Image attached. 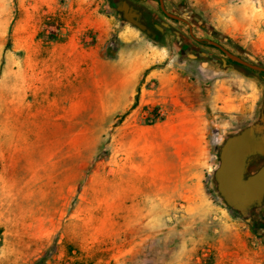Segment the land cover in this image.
<instances>
[{
    "label": "rangeland",
    "instance_id": "rangeland-1",
    "mask_svg": "<svg viewBox=\"0 0 264 264\" xmlns=\"http://www.w3.org/2000/svg\"><path fill=\"white\" fill-rule=\"evenodd\" d=\"M260 69L264 0H0V264H264L215 181Z\"/></svg>",
    "mask_w": 264,
    "mask_h": 264
},
{
    "label": "water",
    "instance_id": "water-1",
    "mask_svg": "<svg viewBox=\"0 0 264 264\" xmlns=\"http://www.w3.org/2000/svg\"><path fill=\"white\" fill-rule=\"evenodd\" d=\"M127 18L144 29L132 14ZM255 156L264 157V131L248 127L226 140L220 153V166L215 172L220 196L230 208L245 217L264 203V164L257 171L249 172V161Z\"/></svg>",
    "mask_w": 264,
    "mask_h": 264
},
{
    "label": "built area",
    "instance_id": "built-area-1",
    "mask_svg": "<svg viewBox=\"0 0 264 264\" xmlns=\"http://www.w3.org/2000/svg\"><path fill=\"white\" fill-rule=\"evenodd\" d=\"M165 113L162 109L149 111L148 118L150 124H155L164 119Z\"/></svg>",
    "mask_w": 264,
    "mask_h": 264
},
{
    "label": "trees",
    "instance_id": "trees-1",
    "mask_svg": "<svg viewBox=\"0 0 264 264\" xmlns=\"http://www.w3.org/2000/svg\"><path fill=\"white\" fill-rule=\"evenodd\" d=\"M178 20H180V19H178ZM237 65L240 66V67H243V65H241V64H237ZM260 74H261V76H262V79L264 80V71H261ZM263 163H264V158H263V157H260V156H258V157H254V158L252 159V162L249 164V168H250V169H251V168L258 169V168H260V166H261Z\"/></svg>",
    "mask_w": 264,
    "mask_h": 264
},
{
    "label": "flooded vegetation",
    "instance_id": "flooded-vegetation-1",
    "mask_svg": "<svg viewBox=\"0 0 264 264\" xmlns=\"http://www.w3.org/2000/svg\"><path fill=\"white\" fill-rule=\"evenodd\" d=\"M175 20H177V19H175ZM177 21H180V22L185 23V21L182 20V19L177 20ZM243 66H245V64H243ZM255 157H258V156H255ZM260 157H262V156H260ZM253 158H254V157H252V158L250 159L249 164L252 162V159H253ZM263 158H264V157H263ZM263 164H264V163H263ZM263 164H262V165H263ZM262 165H261V166H262ZM261 166H260V167H261ZM258 169H259V168H258ZM258 169H254V168H251V169H250V168H249V172H250V173H253V172L257 171Z\"/></svg>",
    "mask_w": 264,
    "mask_h": 264
},
{
    "label": "crops",
    "instance_id": "crops-1",
    "mask_svg": "<svg viewBox=\"0 0 264 264\" xmlns=\"http://www.w3.org/2000/svg\"><path fill=\"white\" fill-rule=\"evenodd\" d=\"M153 125H149V127H152Z\"/></svg>",
    "mask_w": 264,
    "mask_h": 264
}]
</instances>
